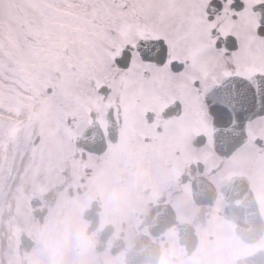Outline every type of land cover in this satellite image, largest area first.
I'll list each match as a JSON object with an SVG mask.
<instances>
[{
	"label": "snow or ice",
	"instance_id": "obj_1",
	"mask_svg": "<svg viewBox=\"0 0 264 264\" xmlns=\"http://www.w3.org/2000/svg\"><path fill=\"white\" fill-rule=\"evenodd\" d=\"M0 264H264V0H0Z\"/></svg>",
	"mask_w": 264,
	"mask_h": 264
},
{
	"label": "flooded vegetation",
	"instance_id": "obj_2",
	"mask_svg": "<svg viewBox=\"0 0 264 264\" xmlns=\"http://www.w3.org/2000/svg\"><path fill=\"white\" fill-rule=\"evenodd\" d=\"M104 226H105V222H102V223L100 224L101 229H103ZM215 251H216V249L208 248V249L205 250V255H206V256H207V255H210V254H212V253L215 252Z\"/></svg>",
	"mask_w": 264,
	"mask_h": 264
}]
</instances>
